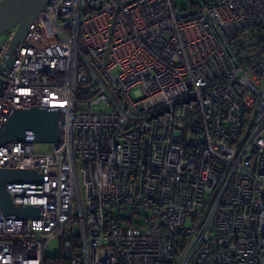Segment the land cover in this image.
Segmentation results:
<instances>
[{"label":"built area","instance_id":"1","mask_svg":"<svg viewBox=\"0 0 264 264\" xmlns=\"http://www.w3.org/2000/svg\"><path fill=\"white\" fill-rule=\"evenodd\" d=\"M0 77V127L59 111L50 151L0 146L42 179L0 264H264V0H49Z\"/></svg>","mask_w":264,"mask_h":264},{"label":"water","instance_id":"2","mask_svg":"<svg viewBox=\"0 0 264 264\" xmlns=\"http://www.w3.org/2000/svg\"><path fill=\"white\" fill-rule=\"evenodd\" d=\"M49 0H0V36L13 29L5 56L0 64V74L7 76L31 25ZM3 79L0 77V88ZM57 107H30L12 109L0 127V146L11 141L27 140L34 135L37 143L50 142L49 135L58 132ZM41 175L34 169L0 167V208L4 216L20 219L40 216L36 206L18 207L12 203L6 190L8 183H40Z\"/></svg>","mask_w":264,"mask_h":264},{"label":"rangeland","instance_id":"3","mask_svg":"<svg viewBox=\"0 0 264 264\" xmlns=\"http://www.w3.org/2000/svg\"><path fill=\"white\" fill-rule=\"evenodd\" d=\"M173 1L176 3L178 9L182 6L188 5V0H173ZM4 37H5L4 34L1 35L0 41L2 39H4ZM51 147H52V144L48 143V142H46V143H35V146H34L36 152L50 151ZM121 214L124 215L125 212H121ZM59 251H60V243L57 239H53L47 248V254L49 256L53 257V256H56Z\"/></svg>","mask_w":264,"mask_h":264}]
</instances>
